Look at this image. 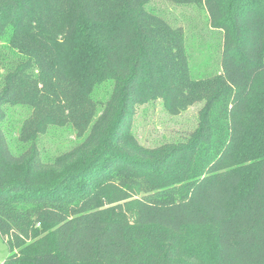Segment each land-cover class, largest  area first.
<instances>
[{"label":"trees","instance_id":"1","mask_svg":"<svg viewBox=\"0 0 264 264\" xmlns=\"http://www.w3.org/2000/svg\"><path fill=\"white\" fill-rule=\"evenodd\" d=\"M151 1L0 0L1 264H264V0H167L203 12L194 48ZM158 99L201 105L147 147L133 118Z\"/></svg>","mask_w":264,"mask_h":264},{"label":"rangeland","instance_id":"2","mask_svg":"<svg viewBox=\"0 0 264 264\" xmlns=\"http://www.w3.org/2000/svg\"><path fill=\"white\" fill-rule=\"evenodd\" d=\"M155 11L162 13L168 21L180 25L185 31L187 42L191 48L196 47L201 35H206V20L203 12L189 5L174 4L167 0H152L149 4ZM195 56L198 51L193 50ZM102 87L99 96L105 95ZM201 104L189 106L178 115L169 114L160 99L138 105L133 118V132L138 141L147 147L156 146L162 142L179 140L185 137L196 125L197 111ZM6 118L3 128L10 146L17 147L18 130L23 119L29 114V109L22 105L6 106ZM78 140L75 130L69 125L53 126L40 138L41 149L49 155H54L67 149ZM8 255V247L4 238H0V264Z\"/></svg>","mask_w":264,"mask_h":264}]
</instances>
